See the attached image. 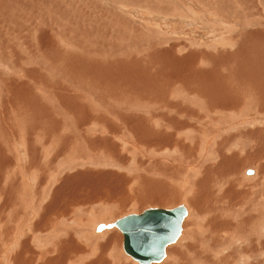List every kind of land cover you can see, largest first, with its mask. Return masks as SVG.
<instances>
[{"label": "rangeland", "instance_id": "obj_1", "mask_svg": "<svg viewBox=\"0 0 264 264\" xmlns=\"http://www.w3.org/2000/svg\"><path fill=\"white\" fill-rule=\"evenodd\" d=\"M263 80L264 0H0V264H139L99 227L179 205L158 264H264Z\"/></svg>", "mask_w": 264, "mask_h": 264}, {"label": "water", "instance_id": "obj_2", "mask_svg": "<svg viewBox=\"0 0 264 264\" xmlns=\"http://www.w3.org/2000/svg\"><path fill=\"white\" fill-rule=\"evenodd\" d=\"M249 174H253L250 170ZM188 216L185 205L171 209L149 208L140 214H130L108 227H117L123 234L125 253L139 264L162 262L167 248L176 243ZM101 229L107 226L101 225Z\"/></svg>", "mask_w": 264, "mask_h": 264}, {"label": "bare ground", "instance_id": "obj_3", "mask_svg": "<svg viewBox=\"0 0 264 264\" xmlns=\"http://www.w3.org/2000/svg\"><path fill=\"white\" fill-rule=\"evenodd\" d=\"M263 71V70H262ZM235 79V78H234ZM233 79V80H234ZM260 79H262V77L260 78ZM259 81H261V80H259ZM264 81V80H263ZM200 82V81H199ZM221 82H223L222 80H221ZM223 83H225V82H223ZM238 84H239V82H238ZM261 85V84H260ZM260 85H259V87H260ZM241 86V85H240ZM240 86L238 85L237 87H239L240 88ZM233 87V86H232ZM264 87V86H263ZM245 88V87H244ZM232 89H234V88H232ZM231 89V90H232ZM238 89V88H237ZM240 89H242V87L240 88ZM260 90H261V87H260ZM257 92V91H256ZM261 92V91H260ZM255 93V92H254ZM256 94V93H255ZM232 95H235V94H232ZM254 95V94H253ZM261 96V95H260ZM236 98H237V96H236ZM238 98H239V96H238ZM237 98V99H238ZM150 99H152V98H150ZM240 99V98H239ZM236 100V99H235ZM261 101V100H260ZM201 103V102H200ZM153 104V103H152ZM153 108V107H152ZM130 110V109H129ZM143 111V110H142ZM149 111V110H148ZM150 114V113H149ZM224 117V116H223ZM262 117V116H261ZM204 121V120H203ZM201 122V121H200ZM231 122V121H230ZM155 129V128H154ZM176 131V130H175ZM90 134V133H89ZM20 140V139H19ZM89 141V140H88ZM99 150H97V152H98ZM107 151V150H106ZM108 152V151H107ZM91 156V155H90ZM92 157V156H91ZM88 158H90V157H88ZM238 159V158H237ZM87 160V159H86ZM211 160H212V158H211ZM76 161V160H75ZM198 161V160H197ZM204 161V160H203ZM86 162V161H85ZM98 162V161H97ZM96 162V163H97ZM209 162V161H208ZM197 163V162H196ZM85 164V163H84ZM204 164V163H203ZM202 165V164H201ZM257 169V168H256ZM253 173L255 172L254 170L252 171ZM260 172V171H259ZM245 173V172H244ZM257 173H258V170H257ZM193 174V173H192ZM184 179V178H183ZM244 179H247V178H244ZM187 183V182H186ZM246 183V182H245ZM232 184V183H231ZM248 184V183H247ZM222 185V184H221ZM108 194V193H107ZM175 194V193H174ZM173 198V197H172ZM221 198V197H220ZM88 199V198H87ZM218 200V199H217ZM100 203V202H99ZM256 206V205H255ZM232 212V211H231ZM31 213V212H30ZM86 215V214H85ZM192 216V214L190 213V209L188 210V216L185 218V222H186V220H188L190 217ZM101 218H99V220H100ZM71 220V219H70ZM91 220H92V218H91ZM91 220H90V222H91ZM98 219H94L92 222H91V224H90V227H89V231L91 232V236H92V238L95 240V239H101L102 237H106L104 234H102V235H99L98 234V232H96V228H97V226L99 225V224H101V221H97ZM89 222V221H88ZM110 222H112V221H110ZM65 223V222H64ZM104 223V222H103ZM115 223V221H113L112 222V224H114ZM67 224V223H66ZM68 225V224H67ZM105 226H107V230H108V228H110V227H108L109 225H106V224H104ZM77 226H80V225H77ZM62 227H64V226H62ZM115 228H117V227H115ZM60 229V228H59ZM113 229V228H112ZM118 229V228H117ZM119 230V229H118ZM200 231V230H199ZM89 233V232H88ZM37 234V233H36ZM40 234V233H39ZM62 234V233H61ZM60 234V235H61ZM183 234L184 233H182L181 234V236L179 237L180 239H178L177 240V242L176 243H178L180 240H181V242H182V237H183ZM85 235V234H84ZM87 235H89V234H87ZM115 234H113V236H114ZM46 237V236H45ZM87 238V237H86ZM60 239V238H59ZM92 239V240H93ZM89 241V240H88ZM99 241V240H98ZM59 242V241H58ZM61 242L62 241H60V243H59V245L61 244ZM66 242V241H65ZM72 242V241H71ZM86 242H87V240H86ZM91 242V241H90ZM36 243H38V242H35V244ZM40 243V242H39ZM88 243V242H87ZM99 243V242H98ZM108 243V242H107ZM106 243V244H107ZM67 244V243H66ZM74 244V243H73ZM93 244V243H92ZM46 245V244H45ZM39 246V245H38ZM43 245H40V247H42ZM94 246V245H93ZM98 246V245H97ZM103 246H105V245H103ZM171 246V245H170ZM170 246L167 248V253H166V257H165V259L164 260H166L167 262H171V261H173V260H175L174 258H171L170 257V253H172V252H174V251H172V252H168V249L170 248ZM180 246V245H179ZM224 246V245H223ZM234 246V245H233ZM44 248H45V246H43ZM47 247V246H46ZM72 247V246H71ZM74 247V249H77L79 246H73ZM99 247V246H98ZM66 248V247H65ZM104 248V247H103ZM101 249V248H100ZM106 249V248H105ZM171 249V248H170ZM228 249V248H227ZM45 250V249H44ZM57 250H59V249H57ZM65 250V249H64ZM96 250V249H95ZM60 251V250H59ZM66 251V250H65ZM69 251V250H68ZM72 251V250H71ZM86 251V250H85ZM44 252H46V250L44 251ZM49 252V251H48ZM74 252H77V251H74ZM82 250L80 251H78L75 255H77V254H82ZM92 252V251H91ZM95 252V251H94ZM103 252V251H102ZM109 252V251H108ZM36 253V252H35ZM47 253V252H46ZM60 253H61V251H60ZM95 253H97V252H95ZM113 253V252H112ZM48 254V253H47ZM66 254V253H65ZM173 254V253H172ZM43 255V254H42ZM60 255V254H59ZM91 255H92V253H91ZM32 256V255H31ZM70 256V255H69ZM83 256V255H82ZM86 256V255H85ZM89 256V255H88ZM23 257V256H22ZM75 257V256H74ZM96 257V256H95ZM168 257V258H167ZM35 258V257H34ZM36 258H38V257H36ZM46 258V257H45ZM84 258V257H83ZM82 258V259H83ZM230 258V257H229ZM68 259V257H66V260ZM123 259H125V258H123ZM43 260V259H42ZM47 260H49V259H47ZM65 260V259H64ZM80 259H78V261H79ZM87 260V259H86ZM127 259H125V261H126ZM163 260V261H164ZM224 260V259H223ZM81 261H84V260H81ZM80 261V262H81ZM162 261V262H163ZM43 262V261H42ZM60 262V261H59ZM64 262H67V261H64ZM75 262V261H74ZM97 262H98V260H97ZM175 262V261H174ZM76 263V262H75ZM83 263V262H82ZM95 263V262H94ZM105 263V262H104ZM161 263V262H160ZM61 264V263H60ZM69 264V263H68ZM90 264V263H89ZM96 264V263H95ZM98 264V263H97ZM158 264V263H157Z\"/></svg>", "mask_w": 264, "mask_h": 264}]
</instances>
